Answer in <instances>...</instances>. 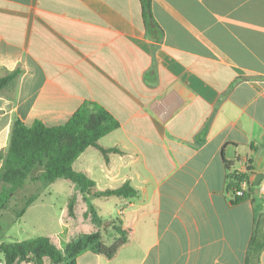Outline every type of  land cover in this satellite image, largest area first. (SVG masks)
I'll return each instance as SVG.
<instances>
[{"label":"crops","instance_id":"obj_1","mask_svg":"<svg viewBox=\"0 0 264 264\" xmlns=\"http://www.w3.org/2000/svg\"><path fill=\"white\" fill-rule=\"evenodd\" d=\"M150 10L147 20L141 0H0V77L20 70L0 93V152L14 120L58 125L95 103L119 122L99 144L118 151L106 161L88 147L73 168L98 189L138 193L113 203L131 242L76 264H245L264 217V0ZM248 168L263 178L234 203L228 174Z\"/></svg>","mask_w":264,"mask_h":264},{"label":"trees","instance_id":"obj_2","mask_svg":"<svg viewBox=\"0 0 264 264\" xmlns=\"http://www.w3.org/2000/svg\"><path fill=\"white\" fill-rule=\"evenodd\" d=\"M141 3L145 18L148 20L151 18L150 0H141ZM19 74L20 70L17 68L0 77V93L11 90ZM118 127L119 122L95 103L84 104L66 122L58 125H46L40 120H35L31 124L14 120L8 146L0 152V213L7 209L15 193L23 187L37 167L43 168L38 179L46 183L58 178L66 179L74 184L85 199L87 197L136 196L137 190L128 182L116 188L98 189L94 181L84 172L73 168L76 158L88 147L99 150L106 161L109 152L118 151L116 148H105L99 144L102 136ZM230 165L226 163L227 168H230ZM249 170L250 168L245 172L232 171L228 174L227 189L234 203L247 200L253 188L256 187L249 177ZM243 181L247 182L244 190L241 189ZM239 190L242 191L240 195L237 194ZM33 199L35 198L31 197L26 205H29ZM73 208L74 198L68 205L70 216L74 215ZM23 212L24 209L17 213V216ZM89 212L97 222H100L92 206ZM263 218L259 220L255 233L249 241L245 264H259L260 253L264 249V229L261 226ZM110 223L116 235L110 243L103 239L100 230L79 233L62 249L44 235L21 241H3L0 243L2 261L4 264L25 262L43 264L44 259L48 258L52 264H76L77 256L87 249L111 260L123 246L131 242L132 230L119 218L111 220Z\"/></svg>","mask_w":264,"mask_h":264},{"label":"rangeland","instance_id":"obj_3","mask_svg":"<svg viewBox=\"0 0 264 264\" xmlns=\"http://www.w3.org/2000/svg\"><path fill=\"white\" fill-rule=\"evenodd\" d=\"M42 171V167L32 171L23 187L15 193L7 209L0 215L2 228L0 240H24L50 235L48 237L53 239V243L62 249L75 235L100 230L106 242L113 241L116 235L110 221L118 218L115 217L113 206L117 200L116 196L85 199L76 192L74 184L66 179L58 178L48 183L41 181L38 177ZM31 197L35 199L29 205L36 202L39 206L34 207L21 221L14 220L15 213H20L29 206L26 203ZM72 198H74V215L70 216L68 205ZM91 206L100 218V222H97L89 212ZM58 225L59 229H55Z\"/></svg>","mask_w":264,"mask_h":264},{"label":"water","instance_id":"obj_4","mask_svg":"<svg viewBox=\"0 0 264 264\" xmlns=\"http://www.w3.org/2000/svg\"><path fill=\"white\" fill-rule=\"evenodd\" d=\"M262 178H263V174H257V175L255 176V179H254V184H255V185H259L260 182H261V180H262Z\"/></svg>","mask_w":264,"mask_h":264},{"label":"built area","instance_id":"obj_5","mask_svg":"<svg viewBox=\"0 0 264 264\" xmlns=\"http://www.w3.org/2000/svg\"><path fill=\"white\" fill-rule=\"evenodd\" d=\"M242 172V171H241ZM244 172V171H243ZM247 187V182L246 181H243L241 183V189L244 190L245 188ZM242 193L241 190L237 191V194L240 195Z\"/></svg>","mask_w":264,"mask_h":264}]
</instances>
